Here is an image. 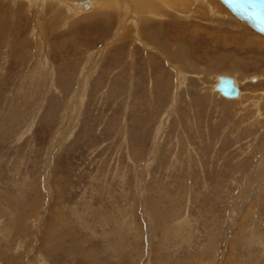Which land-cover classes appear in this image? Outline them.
<instances>
[{
    "label": "rangeland",
    "instance_id": "rangeland-1",
    "mask_svg": "<svg viewBox=\"0 0 264 264\" xmlns=\"http://www.w3.org/2000/svg\"><path fill=\"white\" fill-rule=\"evenodd\" d=\"M186 1L121 35L113 0H0V264H264V35Z\"/></svg>",
    "mask_w": 264,
    "mask_h": 264
},
{
    "label": "bare ground",
    "instance_id": "bare-ground-1",
    "mask_svg": "<svg viewBox=\"0 0 264 264\" xmlns=\"http://www.w3.org/2000/svg\"><path fill=\"white\" fill-rule=\"evenodd\" d=\"M29 1H33V0H29ZM34 1H37V0H34ZM55 1V0H54ZM103 1H105V0H57V2H59L60 4L61 3H64L65 5L67 4V8L68 9H71L75 14H80L81 12H82V14H84L85 12L87 13L88 11H92V9H94V8H97L98 6H100L102 3H103V5H104V3L105 2H103ZM112 1V0H111ZM130 1L131 0H113V4H114V7H115V9H117V11L116 12H118L119 13V16L121 17V18H123V16H124V18H123V21L125 22V24H123L124 26L122 27V32L120 33L121 35H123V34H126V30H125V28H127L128 26L130 27L131 26V24L134 26V29H135V27H140V19H141V17L143 16V15H141V14H139V13H136L135 12V10H133V9H131V8H127L128 7V5H130L129 3H130ZM136 1V3H138L139 1L140 2H146V3H148V2H150V4H147V5H156V6H154L155 8H157V4H158V2L159 1H161V4L164 6V7H167V8H171V4H172V0H153V1H147V0H135ZM176 2L179 4V5H182V7L183 6H186L187 4H188V2L186 1V0H176ZM195 2H196V4H198V6H201V7H203V9H206L207 11H209L211 14H214V16L216 17V18H218L219 20H221V19H223V18H225V13H223L222 12V9H221V11L218 13V11L216 10V8L215 7H213L211 4H210V2L208 1V0H195ZM126 3H127V5H126ZM145 3V4H146ZM153 3V4H152ZM160 3V2H159ZM191 3H192V1H191ZM143 5V7H144V11H143V13L144 14H146V16H148V18L150 19V17H160V14L156 11V12H154L153 13V9H150V8H148L147 7V5ZM202 4V5H201ZM124 6H126V7H124ZM153 7V8H154ZM163 7H161V9H162ZM159 9V8H158ZM76 10V11H75ZM83 11H84V13H83ZM93 12V11H92ZM96 12V11H95ZM232 12V11H231ZM94 13V12H93ZM126 13H127V15H126ZM233 13V12H232ZM74 14V15H75ZM117 14V13H116ZM234 14V13H233ZM118 15V14H117ZM235 15V14H234ZM81 16V15H80ZM165 16V15H164ZM236 16V15H235ZM79 17V16H78ZM197 17H200V16H197ZM227 17V16H226ZM238 19H240L242 22H244V23H246L248 26H250L253 30H255L247 21H245V20H243V19H241V18H239L238 16H236ZM137 21L138 23L136 24L134 21ZM228 21H230V20H228ZM148 22H149V20H148ZM74 23V22H73ZM221 24H222V22H221ZM225 24V23H224ZM141 25H142V23H141ZM145 25V24H144ZM143 26V25H142ZM183 26H185L184 28L187 30V33L188 34H190V35H192V36H198V34H199V32H201V31H204L205 29L202 27V26H200V25H198V24H190V25H183ZM183 26H181V27H183ZM213 26V25H212ZM215 26V25H214ZM210 27V26H209ZM172 28V27H171ZM221 28V27H220ZM145 29H147L146 27H145ZM183 29V28H182ZM218 29V28H217ZM221 29H223V27L221 28ZM221 29H219V31L221 30ZM184 30V29H183ZM67 31V30H66ZM256 31V30H255ZM118 32H120V31H118ZM257 33H259L258 31H256ZM172 33H174V35H180V34H185V31H181V30H179V31H177V30H173L172 31ZM261 34V33H260ZM262 35H264V34H262ZM207 36V35H206ZM180 37V36H179ZM209 38H210V40L211 41H213L214 42V44H217V42H219V44L220 45H227L226 44V42H224V39H225V37L226 36H218L217 34H209V36H208ZM121 39V38H120ZM138 39V38H137ZM250 41H251V39L249 38V37H246V36H242V37H234V39H232V42L233 43H235V44H237V45H239V46H241V47H244V48H246V46H247V44H249L250 43ZM109 44H111V42L109 43ZM108 44V45H109ZM217 46V45H216ZM107 47V46H106ZM105 47V48H106ZM260 48V47H259ZM103 51V50H102ZM103 53V52H102ZM257 53V52H256ZM96 57V56H95ZM95 61V60H94ZM89 64H92V61H91V63H89ZM93 70V69H92ZM223 75V74H222ZM225 75V74H224ZM219 76H221V75H218L217 76V83H218V79H219ZM228 76V75H227ZM233 77V76H232ZM235 78V77H234ZM235 81H236V79H235ZM217 83H216V85H217ZM236 84L238 85V82L236 81ZM216 85L214 86V88H215V90H216ZM239 86V85H238ZM239 88H240V86H239ZM216 91H218V90H216ZM220 94H221V92L220 91H218ZM222 95V94H221ZM241 95V88H240V93H239V96ZM223 96V95H222ZM239 96L238 97H236V98H239ZM225 97V96H224ZM225 98H228V97H225ZM229 99H235V98H229Z\"/></svg>",
    "mask_w": 264,
    "mask_h": 264
},
{
    "label": "water",
    "instance_id": "water-1",
    "mask_svg": "<svg viewBox=\"0 0 264 264\" xmlns=\"http://www.w3.org/2000/svg\"><path fill=\"white\" fill-rule=\"evenodd\" d=\"M236 16L264 34V0H221ZM216 90L228 98L239 96L240 88L232 76H219Z\"/></svg>",
    "mask_w": 264,
    "mask_h": 264
},
{
    "label": "crops",
    "instance_id": "crops-1",
    "mask_svg": "<svg viewBox=\"0 0 264 264\" xmlns=\"http://www.w3.org/2000/svg\"><path fill=\"white\" fill-rule=\"evenodd\" d=\"M171 5H173V6H175L176 8H179V9H181V11H182V13H187L188 12V9H189V6L188 7H186V6H183V8H182V5H179L177 2H176V0H172V4ZM195 18H196V16H194ZM193 23H195V22H193ZM192 22H189V23H186L185 25H190V24H193ZM214 34H216V33H214ZM218 36H233V37H242V36H246V37H248L246 34H244V33H238V32H236V33H234V34H232V35H229L228 33L226 34V35H224V34H217ZM250 38V37H249ZM240 97V96H239Z\"/></svg>",
    "mask_w": 264,
    "mask_h": 264
}]
</instances>
